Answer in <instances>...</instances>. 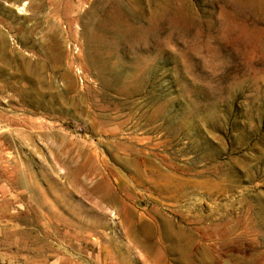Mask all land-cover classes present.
I'll return each mask as SVG.
<instances>
[{
	"label": "rangeland",
	"instance_id": "374dc122",
	"mask_svg": "<svg viewBox=\"0 0 264 264\" xmlns=\"http://www.w3.org/2000/svg\"><path fill=\"white\" fill-rule=\"evenodd\" d=\"M0 264H264V0H0Z\"/></svg>",
	"mask_w": 264,
	"mask_h": 264
},
{
	"label": "crops",
	"instance_id": "0c3cea01",
	"mask_svg": "<svg viewBox=\"0 0 264 264\" xmlns=\"http://www.w3.org/2000/svg\"><path fill=\"white\" fill-rule=\"evenodd\" d=\"M3 44H4V43H3V42H1V46H3ZM1 54H2V56H3V51H1Z\"/></svg>",
	"mask_w": 264,
	"mask_h": 264
},
{
	"label": "bare ground",
	"instance_id": "6f19581e",
	"mask_svg": "<svg viewBox=\"0 0 264 264\" xmlns=\"http://www.w3.org/2000/svg\"><path fill=\"white\" fill-rule=\"evenodd\" d=\"M169 228V227H168ZM169 231V230H168ZM175 232V231H174ZM179 238V237H178ZM175 239V238H174ZM180 249V248H179ZM181 252V251H180ZM184 254V253H183ZM184 259V258H183Z\"/></svg>",
	"mask_w": 264,
	"mask_h": 264
}]
</instances>
